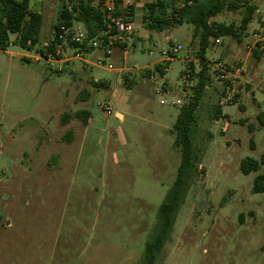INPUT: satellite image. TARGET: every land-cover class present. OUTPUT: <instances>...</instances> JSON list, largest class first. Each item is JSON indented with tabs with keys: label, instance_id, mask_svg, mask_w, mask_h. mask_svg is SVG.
<instances>
[{
	"label": "rangeland",
	"instance_id": "rangeland-1",
	"mask_svg": "<svg viewBox=\"0 0 264 264\" xmlns=\"http://www.w3.org/2000/svg\"><path fill=\"white\" fill-rule=\"evenodd\" d=\"M155 1L131 3L143 14ZM163 1L170 12L183 4ZM245 1L264 12V0ZM58 11L43 10L38 45L23 48L14 34L0 49V264H146V243L160 232V208L182 162L174 124L205 66L194 169L155 264H264V194L253 192L264 164L249 175L241 170L244 159L264 154V33L245 72L238 68L253 31L241 42L212 39L201 60L191 25L149 32L137 15L134 33L109 47L110 71L87 64L103 60L102 49H88L82 60H73L78 51L70 44L46 50ZM244 12L211 21L239 25ZM178 44L183 49L160 76L155 64ZM41 51L45 59L36 61ZM218 64L233 76L218 81ZM186 69H193V88L182 84Z\"/></svg>",
	"mask_w": 264,
	"mask_h": 264
},
{
	"label": "trees",
	"instance_id": "trees-1",
	"mask_svg": "<svg viewBox=\"0 0 264 264\" xmlns=\"http://www.w3.org/2000/svg\"><path fill=\"white\" fill-rule=\"evenodd\" d=\"M32 0H0V49L7 50L10 45L11 35L19 37V44L23 48L36 46L40 42L44 17L31 9ZM103 2L95 4V0H83L78 5H64L57 23L54 25V37L58 38L60 26H72L73 22L80 23L87 31V41L100 38L106 30L109 20L103 10ZM144 16L145 28L150 32L163 31L167 27L189 24L193 27V37L199 40V58L204 60L207 50L212 44V39L232 38L241 42L246 36L249 24L252 21L255 6L245 0H183L180 7H173L170 11L163 0H156L146 6ZM244 9L245 14L239 27L234 24L226 25L211 20L225 11L237 12ZM114 17L134 18V8H123L122 1L116 0ZM81 47L71 44L80 51H87L88 42ZM55 43L46 46L48 52L54 51ZM257 54V52L255 51ZM42 55L46 52L41 51ZM193 72V69H191ZM205 66L198 75L197 84L191 101L180 108V114L174 124L176 145L181 148L182 162L173 187L166 196L160 208L161 229L154 240L148 241L145 247L146 264H155L157 253L163 248L167 232L176 219V213L182 201L185 185L194 169L195 152L192 129L197 120V109L209 83ZM95 87H104V84H95ZM218 112L216 118H219ZM81 115V114H80ZM88 115V114H87ZM86 115V116H87ZM88 120V116L86 117ZM259 122L264 127V113L259 114ZM253 147V145H252ZM264 164V154L261 161L246 158L241 163V170L245 175L256 172ZM253 192L264 194V175H259L254 180Z\"/></svg>",
	"mask_w": 264,
	"mask_h": 264
},
{
	"label": "built area",
	"instance_id": "built-area-1",
	"mask_svg": "<svg viewBox=\"0 0 264 264\" xmlns=\"http://www.w3.org/2000/svg\"><path fill=\"white\" fill-rule=\"evenodd\" d=\"M115 4L116 0H106L105 4L102 7L103 10L106 11L109 23L100 38H95L87 41V31L84 26L80 23L73 22L72 26H67L65 24L61 25L58 38L54 37V41H59L58 44H60V46L62 47L68 44H76L81 47L87 41V46L89 47V49L96 50H106L109 49L110 46H114L115 44H121L123 41H126V37L134 33V26L133 23L128 20V17H114ZM122 5L124 9H127L131 6V3L129 1L127 2L123 0ZM220 43L221 39L218 38L214 40V45H219ZM79 47L75 48L78 53H76L75 57H73V60H82L81 55L82 53H84V51L81 52ZM252 48V45L248 46L250 52L252 51ZM182 49V45H175L172 46L169 51L166 52V54L169 58H175V55L178 54ZM63 55L65 56V53ZM46 57V60L48 61L53 60L51 59V53ZM62 61L64 60H58V62ZM97 63L98 65L101 64L100 61ZM214 72V75L218 81L225 80L233 76L230 72H228L224 64L216 65L214 67ZM182 84L187 88L194 87L195 78L191 69H186L182 73ZM235 93V90H231L230 92H228L224 101H232L235 96ZM161 103L164 104L165 102L162 100Z\"/></svg>",
	"mask_w": 264,
	"mask_h": 264
},
{
	"label": "crops",
	"instance_id": "crops-1",
	"mask_svg": "<svg viewBox=\"0 0 264 264\" xmlns=\"http://www.w3.org/2000/svg\"><path fill=\"white\" fill-rule=\"evenodd\" d=\"M33 1V0H32ZM32 1H31V3H32ZM37 2L35 3L36 4V6H35V9L36 10H34V11H36V12H38V13H40V14H42L43 15V10H44V12H53V10H55L56 12L58 11V9H59V11H58V15H57V19H56V23H57V21H58V18H59V12H60V10H61V8L64 6V5H70V3L72 2V0H36ZM77 1H79V2H81V1H83V0H77ZM122 2H123V0H121ZM125 1H129L130 3H131V0H125ZM246 2H249V1H246ZM38 3H40L39 5H38ZM250 3V2H249ZM251 4V3H250ZM251 5H254L255 6V11H254V13H253V18H252V21H251V23L252 22H256V25H255V27L256 28H253V29H251L250 28V25H251V23L249 24V26H248V29H247V33H246V36H249V35H247L248 34V32H250V31H253V37L252 38H250V41L248 42V44L246 45V55H245V57L244 58H242V60H241V62H242V65H241V63H240V67L238 68V70L239 71H245L246 72V66L248 67V64L250 65V61L252 60V58L254 57V55H258V54H256L255 53V51L256 50H254V46L255 45H257L260 41H262V39L260 38L261 37V35L264 33V17H263V15H264V12H263V10L259 7H257L255 4H251ZM146 6H147V4H146ZM146 6L144 7V12H143V14H141L140 12H137L138 11V9H139V7L138 6H136V7H134V5H132V3H131V6L130 7H133L134 8V17L136 18L137 17V15H140V16H142V18L141 19H143L144 20V16H145V14H146V12H147V9H146ZM30 7H31V5H30ZM32 9V8H31ZM43 9V10H42ZM135 12H136V14H135ZM244 14H245V12H244ZM244 14H243V17H244ZM219 16V15H218ZM243 17H242V19H243ZM216 18V17H215ZM214 19V18H213ZM261 20V22H258V20ZM242 21V20H241ZM131 22L133 23V26H134V22L135 21H133V20H131ZM140 22V21H139ZM212 22V21H211ZM55 23V24H56ZM54 24V25H55ZM141 24V26H143L144 27V23H140ZM241 25V23L239 24V25H235V27H239ZM145 28V27H144ZM134 29H135V26H134ZM146 29V28H145ZM147 30V29H146ZM150 32V31H149ZM252 33V32H251ZM245 36V37H246ZM244 37V38H245ZM136 38H141L140 36H138L137 37V34L136 35H133L132 36V38L130 39V42L131 41H135L136 40ZM178 45H180V44H178ZM250 45H252V51L250 52L249 51V49H248V46H250ZM173 46H175V45H173ZM259 46V45H258ZM261 49L262 50H264V47H261ZM208 50H210V49H208ZM208 50H207V52H208ZM89 51L90 50H88V51H84V53H89ZM102 51H105V53L103 52V60H97V62H101V64L100 65H98V63L97 62H94V63H87V64H89L90 66H92V67H97V68H106V69H108V70H110V71H114L115 69L112 67V65H107V60L110 58V56L113 54V51L111 52L109 49H106V50H102ZM127 52V51H126ZM257 52V51H256ZM264 52V51H263ZM262 52V53H263ZM258 53V52H257ZM93 54V53H92ZM164 54L165 55H167L166 54V52H164ZM205 58H207V53H206V57ZM42 60V59H45V57L41 54L40 55V57L39 58H37L36 59V61H38V60ZM172 59H174V58H169L168 57V59H166V60H164V61H160V62H158L159 63V65H158V63H156L155 65H157V66H159V68H161L160 69V73H161V75L160 76H164L165 75V73L167 72V69H168V66L167 67H165V66H163V65H165V63L166 62H170V61H172ZM108 66V67H107ZM145 69H149V68H145ZM145 69H143V70H145ZM154 76H155V74L154 75H152L151 76V78L153 79L154 78ZM237 77H239L238 75H236ZM235 76V77H236ZM165 90V89H164ZM167 92V91H166ZM235 97V96H234ZM234 99V98H233ZM222 104L224 105V107H226L225 106V101L224 102H222ZM223 113H225L224 112V108H223ZM116 116H118V112L116 113Z\"/></svg>",
	"mask_w": 264,
	"mask_h": 264
}]
</instances>
